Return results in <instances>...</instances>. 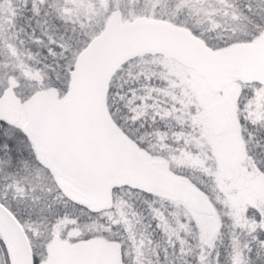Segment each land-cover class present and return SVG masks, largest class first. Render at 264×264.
<instances>
[{
    "label": "trees",
    "instance_id": "1",
    "mask_svg": "<svg viewBox=\"0 0 264 264\" xmlns=\"http://www.w3.org/2000/svg\"><path fill=\"white\" fill-rule=\"evenodd\" d=\"M11 1L17 4L15 13L8 11L7 4L11 5ZM38 1L40 2V0H0V77H2L0 84L1 81L5 83L3 77L12 78L13 75L21 74L20 61L22 53L28 54L27 50H33L32 58L37 59L35 64L29 62V65H33L43 77H49L52 72L65 78L68 69L71 68L70 77L76 55L84 47L87 39L71 40L67 32L70 29L74 30L78 25L73 21L75 17H98L94 15V12L99 10L97 6H93L94 10L91 11L93 13L89 12L81 17L74 15V11H69L66 4H62L64 10L46 12L51 9V7L47 8L49 4L56 6L55 2L46 5L41 3L35 11L33 4H37ZM94 2L98 1L94 0ZM208 2L231 9L234 4L229 0H208ZM199 5L200 3L197 4ZM15 6L12 7L15 9ZM43 7L45 10L42 9ZM260 15L256 22L259 26H264V12ZM222 18L229 20L226 16ZM216 23L219 32L228 26L218 19ZM81 24L84 31L90 26V22ZM190 30L213 48L228 44L226 40L214 42L206 40L207 38L198 28L196 30L190 28ZM136 57L131 59L136 60ZM134 60L121 62L106 82L104 103L111 120L143 150L157 156L162 155L167 159L171 155L186 159L198 152L205 158L207 165L206 160L212 158L211 150L206 145H202L206 140V131L203 128L201 106L196 103L190 91L182 90L179 81L167 78L163 71L154 72L150 68L141 70ZM65 64L67 67L63 69V73H60L59 69ZM69 77L68 80H64L68 85ZM55 82L52 80L45 83L54 85L57 90L59 86L55 85ZM250 95L242 91L239 98L241 103L251 102L249 106L252 110L251 115L243 114L239 118V132L247 149L246 159L247 157L251 159L254 168L264 179V97L262 92L254 96ZM122 124L127 125L131 131ZM4 129V123L0 121V136L5 141L11 163L20 165L23 156L29 165L35 163L29 149L20 147L23 141L11 131H7L4 135ZM197 145L205 146L207 149L198 150L194 147ZM42 167L50 178L46 166L42 165ZM191 181L202 192H208L207 181H195L193 177ZM37 188L39 187L35 189ZM111 192L118 195L115 205L107 210L95 212L87 210L84 205L68 201L61 194L51 198L48 195L49 190L39 191L35 196L15 194L16 201L11 203L1 196L0 200L13 211L27 235H29V225L38 228V240L41 242L52 230L65 237L75 238L68 229L50 227L45 220L48 217L51 219L54 215L65 214L74 222H84L87 215L100 212L109 215L107 219L110 222L118 221V229L116 226L117 231L114 230V233H107L106 230L101 232L119 240L122 248L128 245L131 255L137 258L138 264H264V228L259 223V212L253 204H246L236 211L230 207L225 198L222 202L214 203L217 223L212 232L205 234L201 233L193 218L177 216L176 211L169 205L157 206L152 203L156 193L148 189L125 181L111 188ZM222 197L225 196L222 194ZM116 206L118 212H114ZM88 229L82 228L83 232L80 235L88 236L90 234ZM29 241L32 246V239ZM3 249L8 263L5 246ZM35 261L33 256L34 264Z\"/></svg>",
    "mask_w": 264,
    "mask_h": 264
},
{
    "label": "water",
    "instance_id": "2",
    "mask_svg": "<svg viewBox=\"0 0 264 264\" xmlns=\"http://www.w3.org/2000/svg\"><path fill=\"white\" fill-rule=\"evenodd\" d=\"M118 16L113 11L103 29L79 51L63 97L56 100V89L46 86L21 101L22 128L35 139L34 152L50 164L55 182L70 201L90 209H108L111 181L121 179L180 199L206 214L212 205L201 190L149 158L112 122L104 104L105 85L124 59L150 51L190 66L213 92L230 78L264 83V30L250 41L212 50L187 29L165 20L119 21ZM210 107L211 130L223 131L227 125L224 110L218 102ZM222 143L231 147L236 163L246 158L241 138L230 134ZM2 234L11 244L14 264H33L22 224L0 201V236L10 257ZM120 248L119 240L102 234L70 240L52 233L43 243V257L35 264H125Z\"/></svg>",
    "mask_w": 264,
    "mask_h": 264
},
{
    "label": "rangeland",
    "instance_id": "3",
    "mask_svg": "<svg viewBox=\"0 0 264 264\" xmlns=\"http://www.w3.org/2000/svg\"><path fill=\"white\" fill-rule=\"evenodd\" d=\"M97 1L98 2H94V0H40L37 4H33L35 5L33 7L35 11H37V7L38 5H41V3L42 5H46L55 2L56 6L49 4L47 8L51 7L52 10L50 9L46 11L54 12L60 11L59 9L64 10L62 4H66L69 7V11H74V15L81 17L94 10L93 6H97L99 10L94 12V15H97L98 17H75L73 21L78 25L74 30L70 29L67 32V34H69L68 36L71 37V40L87 39L84 46L103 29L113 11L118 12L119 21H129L137 17L161 19L183 27L190 32V28L194 30L198 28L207 38L206 40L213 42L226 40L228 44L250 41L254 39L260 31L264 30V26H259L256 22L258 15H260L261 12H264V0H229L234 2L232 5L233 9L212 4L208 2V0ZM198 3H200L199 6H197ZM10 4L11 5L7 4L9 13L10 11L15 13V10H17L16 2L11 1ZM13 5H16L15 9L12 7ZM192 7H194V9ZM42 9L45 10V7ZM46 12H44V14ZM224 16L229 20H224L222 18ZM217 19L228 25L222 29V32H219L216 29ZM88 22H90V26L84 31V27L81 23ZM193 35L198 37L195 34ZM199 38L208 48L212 50L217 49L209 46L203 38ZM27 53V55L22 53V59L20 61L22 64L21 74L13 75L12 78L3 77L5 83L3 84L1 81L0 84V121H2L5 126L3 134L5 135L7 131L14 132L17 137L23 141V145L20 147L25 149L28 148L29 153H31L32 158L35 160V163L29 165L25 156H23L20 165L12 164L10 156L6 151L5 141L0 136V196L4 197L9 203H11V201L15 202V194L20 196V193L28 196H35L39 191L49 190L48 195L51 198H56L55 196L60 194L65 196L62 192V188L53 178L54 171L50 168V164L34 152L32 148V144L35 143L34 138L22 128V124L25 121V114L21 107V101L37 88L53 86L56 89L54 85L45 83L51 82L52 80L56 81L55 85L59 86L56 90V97L58 99L63 97L68 89V84L64 80H68L71 68L68 69L65 78H61L59 74L52 72L49 77L45 78L33 67V65H29V62H32L33 64L37 62L36 58H32L33 50H27ZM134 56H137L136 60H133L136 65L141 67V70L150 68L154 70V72L163 71V74L167 78L179 81L182 90L186 89L191 92L190 94L194 96L196 103L201 106L203 128L206 131V140L202 145H206L208 149L211 150L210 156L212 158L206 160L208 163L207 166L205 158L198 152L186 157V159L177 155H171V157L167 159L162 155L157 156L141 148L149 158L159 160L162 163V166L169 172L183 178L196 188L198 187L191 181V177H193L195 181H207L208 192L204 191L203 193L212 205V209L205 214L193 209L190 205L180 199L173 198L160 192H154L156 193V198L152 199V203L157 206H163L164 204L169 205L176 211L175 213L177 216L193 218L199 226L201 233L205 234L212 232L217 223V217L213 208L214 203L219 201L222 202L223 198H225L230 207L236 211L242 209L246 204H253L259 212V223L264 228V179L258 174L249 157H247V159L245 158L246 160H243L241 163H236L232 159L233 155L231 147H226L222 143L223 139L230 134H234L236 137L242 139L239 132L240 124L238 120L243 114L251 115L252 110L249 106L251 102L247 103L243 101L241 103L239 99L241 92L250 93V96L262 92V96L264 97V83L256 82L258 85H251L248 83L255 81L245 82L238 78H230L219 91L213 92L207 88L204 80L190 66L180 62L178 59L170 55L161 52H142L132 55L123 61L128 60L129 62H132L133 60L131 58ZM66 67L67 64L62 66L59 69V72L63 73V69ZM0 79H2V77H0ZM242 82H244V84ZM212 102H218L227 117V125L225 129L220 132H214L210 128V105ZM123 127L130 130L127 125H123ZM118 129L120 130L119 127ZM132 135L135 136L134 134ZM194 147L198 150L207 149L205 146L197 145ZM42 165L46 166L50 178L44 171L45 169ZM17 180H20L21 182H16ZM122 182L125 181L120 179L111 181L110 196L112 205L110 207H113L118 201L117 193L111 192V188ZM36 187L39 188L35 189ZM198 189L201 190L200 188ZM222 194L225 197H222ZM6 195H9V197ZM67 200L70 201L69 199ZM70 202L79 204L73 201ZM84 206L87 207V210H91V212L107 210L90 209L87 205ZM114 212H118V206L115 207ZM108 216L109 215L107 214L98 212L92 215H87V219L84 222H74L71 218L63 214L62 216L54 215L51 219L48 217L45 220L50 227H62L65 230L68 229L72 235H75V238H69L70 240L86 237V234L80 235L83 232L82 228H89V235L102 234L107 238H114L109 234L105 235L101 232L102 230H106L107 233H114V230L117 231L118 229V221L110 222L107 219ZM67 222L73 223L67 225ZM116 226L117 229H115ZM28 230L30 236L27 235V237L29 240L32 239L33 241L32 246L31 242H29L32 251V258L34 256L35 261L43 257L44 241L50 234L57 232L52 230L48 233L45 240L41 242L38 240V228L36 226L29 225ZM3 244L4 242L1 237L0 264H10L9 258L7 259L8 263H6V256L3 249L5 245L3 246ZM120 250L121 256L123 255V258L126 259L124 260V262L126 261L125 264H138L137 258L131 255L130 247H128V245L126 247L123 246V248L121 246Z\"/></svg>",
    "mask_w": 264,
    "mask_h": 264
},
{
    "label": "bare ground",
    "instance_id": "4",
    "mask_svg": "<svg viewBox=\"0 0 264 264\" xmlns=\"http://www.w3.org/2000/svg\"><path fill=\"white\" fill-rule=\"evenodd\" d=\"M150 52H152V51H150ZM120 64V63H119ZM118 66V65H117ZM117 66H115V68L117 67ZM114 68V69H115ZM113 69V70H114ZM112 70V71H113ZM112 73V72H111ZM58 98L56 97V100H57ZM121 180V179H120ZM157 193V192H156ZM174 198V197H173ZM79 204H81V203H79ZM2 231V230H1ZM4 234V233H3ZM2 234V235H3ZM4 236V235H3ZM4 240H5V242H6V244H7V246H8V250H9V253H10V257H9V254H8V252H7V257L8 258H10L9 260H11V263L10 264H14V253L12 252V248H11V244H10V242H9V240L4 236ZM122 257V256H121ZM123 260V259H122ZM34 264V263H33Z\"/></svg>",
    "mask_w": 264,
    "mask_h": 264
}]
</instances>
